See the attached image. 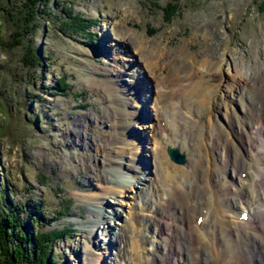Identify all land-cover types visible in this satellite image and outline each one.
I'll use <instances>...</instances> for the list:
<instances>
[{
    "label": "rangeland",
    "instance_id": "obj_1",
    "mask_svg": "<svg viewBox=\"0 0 264 264\" xmlns=\"http://www.w3.org/2000/svg\"><path fill=\"white\" fill-rule=\"evenodd\" d=\"M12 1L7 8L16 5V1ZM38 10L37 28L31 36L24 37L23 44L12 49L5 44L12 40L10 36L15 27L7 15L0 11V88L4 93L0 96V192L6 187V204L20 207V222L27 227L23 228V232L25 230L35 235L37 231L66 230L65 237L52 244L55 260L51 264H83L82 242L84 239L91 242V239L83 233L79 220L87 217L91 205L81 197L94 200L103 196V193L106 194L103 191L104 186L115 187L114 183L101 180V176L109 175L106 168L113 147L107 137L101 138L88 148L75 146L67 131L75 126V120L82 113L94 111L96 108L104 109L118 102L116 93L107 84V80L113 77L102 72L104 64L112 62L114 50L121 55L125 48L132 51L128 52L130 54L136 52L135 60L129 66L132 73L128 77L139 82L141 79H135L134 75L140 72L146 77L145 82L153 86L154 90L150 91L151 87L145 85L149 90L146 92L151 93V99L147 100L148 106L142 111L147 115L153 101L158 98L156 91L161 94V88L168 91L173 85L168 82L171 76L167 77V73H172L167 69L160 71L159 79L150 75L148 63L143 61L137 50L142 42H145V51L158 48L170 53L169 59L161 62L163 68L166 65H178L179 62L172 61L176 54L183 51L187 52L182 55L186 62L204 56L219 58L224 52L226 69L229 66L230 69L227 70L231 72L225 69L221 78L228 87L229 96L224 98L230 102L226 108L215 111L218 119L215 124L218 127L221 123L227 125L233 114H244V103L251 104L252 95L253 100H264L263 87H260L264 83V0H48L46 4H39ZM67 11L90 20L92 26L89 31L65 32L60 18ZM126 37L132 41L127 39L129 42L125 47ZM26 45L31 47L34 54L40 56V59L33 61V65L22 62ZM151 55L147 53L148 57ZM242 62L252 69V77L248 78V82L234 72L235 64ZM183 67L186 66L180 68ZM65 78L68 88L61 91L57 84ZM237 81L244 84L241 92L232 91L237 88ZM111 84L116 88L113 81ZM183 84L186 86L185 80ZM130 85L133 86L134 83ZM174 86L178 88V84ZM139 91L141 94L145 92L142 88ZM237 94L240 99L238 96V99L234 97ZM128 97L132 95H124V100H128ZM173 97H170V101L174 102L171 99ZM139 102L142 103L143 99L137 100ZM159 102L167 107V102L162 98ZM182 103L186 107L195 104ZM177 107L179 113L174 116L176 126L178 122L183 123L186 120L184 112H187L179 103ZM180 112L183 115H179ZM256 118L253 123L256 122L261 127L263 119ZM153 121L159 122L156 118ZM167 123L168 121H164L163 125ZM99 124L100 122H93L90 124L91 129ZM128 130L132 133L129 142H145L137 147L143 161L146 141L141 137L137 138L136 134L141 129L131 126ZM187 133L183 136L177 133L174 135L178 141L175 147L186 154V163H172L183 167L189 166L190 155L186 149V140H200L201 135L196 127L194 130L189 128ZM150 146L151 151L155 145L150 143ZM137 148L133 146L129 151ZM196 154L199 151H195ZM248 157L246 152L247 161ZM149 162L156 175L158 170L161 172L162 166L158 168L157 161L149 157ZM95 166L99 170L100 179L87 181L91 170L98 171ZM232 172L238 174L234 170ZM122 177L125 179L123 175ZM118 192L120 193L116 197L120 200V208H124V216L117 219L119 224L116 225L124 230L126 240L117 238L118 241H113L111 248L122 250L115 262L173 264L175 261L169 259L172 258L171 252L166 255L168 259L146 263L150 254L148 250L158 247V243H151V248L147 240L139 242L138 245L133 242L136 234L140 236L143 233L139 230L146 227L150 211L142 210L138 205V213L134 212V219H130L129 212L135 211L131 208V203L136 202L135 197L130 195L129 186L118 188ZM164 192L161 191V194ZM196 202L193 200L190 206L193 212H199L201 208ZM186 207L185 205L184 208ZM238 209L237 214L241 210ZM179 210L181 214L182 211L180 208ZM212 219L209 221L212 222ZM168 228L166 227L165 232ZM151 231L149 234H153ZM182 231L186 235V231ZM157 233L163 238V232ZM167 250L170 248H162V252L166 253ZM112 255L109 253V256ZM184 259L187 261L185 255Z\"/></svg>",
    "mask_w": 264,
    "mask_h": 264
},
{
    "label": "bare ground",
    "instance_id": "obj_2",
    "mask_svg": "<svg viewBox=\"0 0 264 264\" xmlns=\"http://www.w3.org/2000/svg\"><path fill=\"white\" fill-rule=\"evenodd\" d=\"M127 39L132 41L126 37L125 47L129 42ZM145 46V42H142L137 52L143 61L148 63L150 75L159 79L162 69L171 71L172 74L167 73V77L171 76L168 82L173 85H170L172 88L167 91L159 85L162 93L159 94L155 89L158 98L153 101L147 115H144L142 111L147 108V100L151 96V93L146 92L148 89L145 85L151 87L150 91L154 88L149 82H145L146 77L140 72L136 73L134 78L141 81L129 79L132 73L129 66L135 60L136 52L130 54L128 52L132 51L125 48L124 54L121 55L114 50L112 62H106L102 72L113 77L107 80L110 82L107 84L116 93L118 102L104 109L96 108L94 111L82 113L75 120V126L67 131L75 146L88 148L101 138L107 137L113 147L106 168L109 175L101 176V180H108L114 183L115 187L104 186L103 191H106V194L103 193V196L94 200L81 197L91 205L87 217L79 220L83 233L91 239V242L87 239L81 241L83 264H118L115 261H118L122 250H113L111 246L113 241H118L117 238L125 241L126 233L117 227V219L124 216V208H120V200L116 194L120 193L118 188L126 186L131 188L130 195L136 200L131 203V208L135 211L129 212L130 219H134V215L138 213V205L142 210L150 211L146 227L139 230L143 233L140 236L136 234V240L133 242L138 245L139 242L147 240L151 248V243H158V247L147 249L150 254L146 263L168 259L166 255L171 252L172 258L169 259L175 261L173 264H264V100H253L252 95V103H244L246 109L243 115L232 113V119L227 125L221 123L218 127L215 124L218 120L215 111L226 108L230 102L224 98L228 95V87L221 78L227 65L224 52L219 58L204 56L186 62L182 55L187 52L183 51L176 54L172 61L179 62L178 65H166V68H163L161 62L169 59L170 53L158 48L145 51ZM147 53L152 55L148 57ZM182 66L187 69H181ZM235 68V74L246 78V82L252 77V69L248 64H235ZM183 80L186 81V86H183ZM112 81L116 88L111 84ZM133 83V86L130 85ZM237 83V88L232 89L233 92L242 91L244 84L241 85L238 81ZM175 84H178V88ZM134 86L136 88H133ZM260 87H263L264 92V83ZM140 88L145 90L143 94L140 93ZM238 94L234 97L237 98ZM124 95L132 97L124 100ZM171 96H174L171 98L174 102L170 101ZM159 97L167 102V107L159 102ZM139 99H143V102L137 103ZM182 102L195 104L186 107ZM178 103L186 108L187 112H184L186 120L183 123L178 122L176 126L174 116L179 113ZM179 115L183 114L180 112ZM154 118L159 122L153 121ZM255 118L263 119L261 127L256 122L253 123ZM164 121L168 123L163 125ZM93 122L100 124L91 129L90 124ZM131 126L137 127V130L141 129L136 133L137 138L141 137L146 141L143 161L137 147H141L145 142H129L132 133L128 129ZM195 127L201 134L200 140L188 138L185 144L190 155L189 166L172 163L166 149L178 144L174 135L177 133L183 136L189 132V128L194 130ZM150 143L155 145L151 151ZM133 146L137 149L129 151ZM195 151H199V154L195 155ZM246 152L249 154L248 161L245 158ZM148 155L157 161L158 168L162 166L157 175L156 171H153L154 168L152 169ZM232 170L238 174H234ZM243 173H246L244 177ZM99 176V170H91L86 180L93 182ZM161 191H165L164 194H161ZM99 193L102 194V191ZM193 200L198 201L196 203L201 207L199 212H193L190 207ZM183 203L187 206L186 209ZM238 208L241 210L237 214ZM244 212L250 213L247 220L240 219ZM199 217H202L201 223H198ZM211 219L212 222L209 221ZM166 227L169 228L165 232ZM150 230L153 234H149ZM182 230L186 231V235ZM157 232H163V238ZM164 246L170 248L166 253L162 252ZM109 253L113 255L109 256Z\"/></svg>",
    "mask_w": 264,
    "mask_h": 264
},
{
    "label": "trees",
    "instance_id": "obj_3",
    "mask_svg": "<svg viewBox=\"0 0 264 264\" xmlns=\"http://www.w3.org/2000/svg\"><path fill=\"white\" fill-rule=\"evenodd\" d=\"M0 11H3L15 27L11 34L12 40L6 42L5 46L12 49L23 44L24 37H29L37 28L38 5L46 4L48 0H15L16 5L12 8L6 6L12 0H0ZM61 27L65 32L83 33L89 31L92 26L90 20L74 14L65 12L60 18ZM25 56L22 62L25 65H33L40 56L34 54L31 47L25 46ZM32 51V53H31ZM27 56V57H26ZM67 79H61L57 88L65 91L68 88ZM3 90L0 88V96ZM7 188L0 192V264H51L55 260L52 255V244L63 239L66 230L37 231L35 235L23 232L26 224L20 222L19 208L6 204ZM63 213V211H62ZM52 255V259H50Z\"/></svg>",
    "mask_w": 264,
    "mask_h": 264
},
{
    "label": "water",
    "instance_id": "obj_4",
    "mask_svg": "<svg viewBox=\"0 0 264 264\" xmlns=\"http://www.w3.org/2000/svg\"><path fill=\"white\" fill-rule=\"evenodd\" d=\"M168 154L170 155L171 159L177 163H185L186 158L184 154H181L177 148L169 147Z\"/></svg>",
    "mask_w": 264,
    "mask_h": 264
}]
</instances>
